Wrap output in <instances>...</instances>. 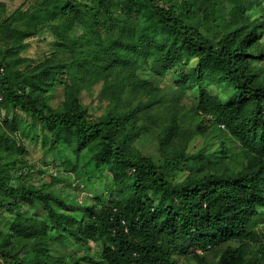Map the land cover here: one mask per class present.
<instances>
[{
    "label": "trees",
    "instance_id": "16d2710c",
    "mask_svg": "<svg viewBox=\"0 0 264 264\" xmlns=\"http://www.w3.org/2000/svg\"><path fill=\"white\" fill-rule=\"evenodd\" d=\"M159 1L92 0L82 12L71 0H44L47 20L64 23L60 55L26 72L0 60V112H14L10 133L0 130V203L9 216L0 232L4 264H48L49 243L97 247L96 258L85 255L64 264H174L176 256L224 245L216 264H264V82L257 67L264 63V0H227L228 21L215 43L199 26L220 11L219 1L187 0L179 11ZM148 63L175 70L181 92L195 91L201 121L192 135L216 124L234 142L233 157L224 148L219 157L207 149L196 156L173 155L170 145L181 129L163 113L152 123L151 109L163 104L154 91L148 103L135 105L137 92L149 88L133 70ZM101 82L111 108L91 121L78 95ZM141 114L150 126L161 122L157 162L132 148L143 130ZM18 131V139L10 138ZM31 144L47 153L62 147L75 155L85 151V163L65 162V172L81 177L86 191L103 180L107 200L75 207L52 190L12 187L16 163L9 157L24 156ZM203 160L223 170L202 175L201 167L184 181L167 180L178 168ZM28 209L38 212L34 218L13 215ZM250 248L257 251L250 255Z\"/></svg>",
    "mask_w": 264,
    "mask_h": 264
},
{
    "label": "rangeland",
    "instance_id": "374dc122",
    "mask_svg": "<svg viewBox=\"0 0 264 264\" xmlns=\"http://www.w3.org/2000/svg\"><path fill=\"white\" fill-rule=\"evenodd\" d=\"M44 0H0V60H7L11 67L26 72L38 64L46 61L53 56L60 55V44L62 39L61 20H47L41 11V4ZM74 6L82 12L86 11L92 0H71ZM166 0L159 1L163 7L172 6L176 11H179L182 6H185L187 0ZM219 1L220 11L217 9L214 13H210L209 17L200 22L199 32L207 39L214 43L218 40L219 33H222L223 28L228 21V13L226 9L229 7L227 0ZM218 8V9H219ZM249 15L254 18L256 14L250 12ZM199 18L198 14L195 16ZM184 21L188 19L181 17ZM20 33L21 37L16 40L15 35ZM14 53V58L11 55ZM260 69L261 80L264 82V63H258ZM133 76L136 80L143 81L149 88V91L144 92L140 89L137 92V101L135 105L142 101L148 103V94L152 95L153 91L155 100L161 101L163 104L161 109L157 106L153 107L150 112V117L156 121L160 113L165 114L167 121L173 119L179 125L180 135L178 139L170 145L173 155L183 153L185 156H196L203 149H207V153L215 154L219 157L222 148L226 149L228 157H233L236 154L235 144L231 140L227 131L219 128L216 124L208 127L202 135L194 136L191 130L196 126L201 118L196 114V93L193 89L181 92L179 90V80L176 77L175 70H166L156 68L151 64H140L133 70ZM133 80L129 81L128 85H132ZM213 91V90H212ZM152 98V97H151ZM61 101V97H56L54 105ZM111 97L109 92L104 88L103 83H98L90 86L78 95V103L86 112L89 120L97 121L99 118L106 116L111 108ZM13 109L8 108L0 112V130L4 133H10L8 123L12 115ZM18 118H24L21 114H17ZM19 118V119H20ZM160 121L155 126L146 124L145 116L140 115L138 127L143 128L140 136L132 144L133 150L138 156L151 158L155 162L160 160L159 140H160ZM205 127L208 122H204ZM147 127V128H146ZM18 139L19 131L15 134H9L10 138ZM26 146V145H25ZM26 147L27 153L23 155L15 154L9 157V163H16V168L10 169L9 184L12 187L26 186L33 189L52 190L56 196L62 199L66 205L82 206L95 205V198L101 197L102 201L107 200V196L103 195V180H96L91 191L84 190L79 182L81 177L77 174L67 173L63 167L65 162L82 165L86 161V152L82 151L78 155L72 154L66 147H62L54 153H47L38 144H32ZM207 160H216L205 157ZM208 161H191L188 165L178 168L173 173L167 175V180L172 182H181L187 178L188 173H197L201 167L202 175L213 173L215 170L222 171L223 168L219 165L209 167ZM5 204L0 203V232L5 231L9 216L5 215ZM38 212L33 209L26 211H15L13 215H18L27 218H34ZM76 218H80V213L73 214ZM260 227H263L261 225ZM264 232V230H263ZM235 247V244H230ZM224 245L220 249L210 250L206 253L196 251L190 252L184 256H176L174 264H216L221 254L225 250ZM250 255L256 248H250ZM47 253L50 260L45 261L48 264H64L73 258L81 256H98L97 247L94 244L74 245L72 243L63 244H48ZM197 256V257H196ZM21 257H24L23 255ZM0 264L4 262L0 259Z\"/></svg>",
    "mask_w": 264,
    "mask_h": 264
}]
</instances>
